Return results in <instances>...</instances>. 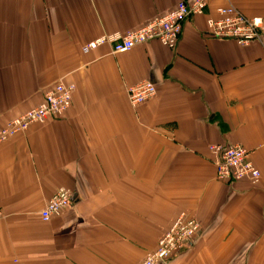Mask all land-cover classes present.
Instances as JSON below:
<instances>
[{"label":"crops","instance_id":"0c3cea01","mask_svg":"<svg viewBox=\"0 0 264 264\" xmlns=\"http://www.w3.org/2000/svg\"><path fill=\"white\" fill-rule=\"evenodd\" d=\"M181 1L0 0V131L58 82L77 87L65 116L0 143V264H139L182 212L201 229L165 264H264V38L207 31L229 5L264 19V0H208L176 50L83 52ZM142 81L157 96L137 109ZM216 144L245 147L260 182L217 180ZM60 188L73 204L45 223Z\"/></svg>","mask_w":264,"mask_h":264},{"label":"built area","instance_id":"2783aa9c","mask_svg":"<svg viewBox=\"0 0 264 264\" xmlns=\"http://www.w3.org/2000/svg\"><path fill=\"white\" fill-rule=\"evenodd\" d=\"M208 6V0H183L167 13L153 18L143 26L125 32L102 36L91 43L85 52L93 51L103 45H110L114 53H127L133 49L158 41L162 46L176 48L179 37L182 36L185 22L203 15ZM216 18L207 19L208 34L218 40H232L239 45L247 46L264 38V19L247 17L237 7L231 5L221 7ZM75 86L55 85L48 90L45 100L36 108L23 113L0 131V142H5L14 136L25 133L33 124H42L47 119L62 116L70 107ZM151 91V92H150ZM151 82L128 87V95L132 105H140L155 93ZM68 98V99H67ZM215 156L217 180L224 183L248 181L257 184L261 177L260 171L249 161L245 148L235 146L213 145L210 148ZM72 193L65 188L57 190L40 213L43 222H49L59 216L72 205ZM0 212V217H1ZM186 218V219H183ZM174 227L168 230L161 240V248L149 253L140 264H165L180 250L183 244L190 243L200 232V224L194 218L183 217Z\"/></svg>","mask_w":264,"mask_h":264},{"label":"rangeland","instance_id":"374dc122","mask_svg":"<svg viewBox=\"0 0 264 264\" xmlns=\"http://www.w3.org/2000/svg\"><path fill=\"white\" fill-rule=\"evenodd\" d=\"M229 6H231V5H229ZM201 16V15H200ZM217 16H218V11H217ZM209 18H216V17H209ZM152 20V19H151ZM150 21V20H149ZM146 24V23H145ZM128 32V31H127ZM125 33V32H124ZM105 36V35H104ZM102 37V36H101ZM101 37H98V38H95L94 40H89L84 46H83V52L84 53H89V52H91V51H89V52H85V49L88 47V46H90L91 45V43H95L98 39H100ZM180 39H181V37H179ZM180 39H179V42H180ZM154 42H157V43H159L158 41H154ZM153 42V43H154ZM179 42H178V44H177V46H176V48H174V49H171V50H176L177 49V47H178V45H179ZM165 48H167V47H165ZM167 49H170V48H167ZM112 52H113V49H112ZM113 54H115V55H118L119 53H114L113 52ZM143 82V81H142ZM147 82H151V81H147ZM139 83H141V82H139ZM152 83V82H151ZM65 85V86H70V85H74L75 86V91H74V93L72 94V97H71V104H70V107H69V109L62 115V116H60V117H53L54 119H56V118H61V117H63V116H65L68 112H69V110H70V108L72 107V105H73V100H74V96H75V94H76V91H77V87H76V85L75 84H73V83H66V82H64V81H60V82H58L57 84H55V85ZM136 84H138V83H136ZM54 85V86H55ZM135 85V84H134ZM152 85L154 86V88H155V93L153 94V95H151L149 98H148V100L146 101V102H144L143 104H140V105H132L134 108H140L141 106H143L145 103H147L148 101H150L151 99H153V98H155L156 96H157V87H156V85L154 84V83H152ZM54 86L53 87H51V88H49L48 90H50V89H52V88H54ZM47 90V91H48ZM46 91V92H47ZM46 92H45V94H44V96H43V98H42V100H41V102L38 104V105H40L44 100H45V95H46ZM151 92V91H150ZM128 97H129V95H128ZM68 99V98H67ZM129 100H130V98H129ZM130 103H131V101H130ZM37 105V106H38ZM37 106H35V107H33V108H31V109H29V110H27L26 112H28V111H30V110H32V109H34V108H36ZM17 118V117H16ZM15 119V118H14ZM11 122V121H10ZM10 122H8V124L10 123ZM32 126V125H31ZM8 126H6L4 129H6ZM27 132V131H26ZM15 137V136H14ZM10 140V139H9ZM8 141V140H7ZM6 142V141H5ZM0 143H3V142H0ZM217 145V144H216ZM218 145H220V144H218ZM213 146V145H212ZM223 146H235V145H223ZM239 146H241V145H239ZM241 147H243V146H241ZM210 148H211V146L209 147V150H210ZM243 148H245V147H243ZM246 149V148H245ZM211 151V150H210ZM246 151L248 152V155H249V161L250 162H252L251 161V159H250V152L246 149ZM253 163V162H252ZM254 164V163H253ZM215 166H216V160H215ZM259 171H260V169L257 167V166H255ZM216 170H217V167H216ZM260 174H261V171H260ZM261 177H262V174H261ZM261 177L259 178V182H260V180H261ZM258 182V183H259ZM252 184V183H251ZM254 185V184H253ZM66 189V188H65ZM47 204V203H46ZM46 204H45V207H46ZM72 204H73V196H72ZM45 207H44V209H45ZM43 209V210H44ZM42 210V211H43ZM1 212V211H0ZM1 215L3 216V214H2V212H1ZM61 215V214H60ZM2 216L0 217V219L2 218ZM187 217V219H189V218H193V217H191L189 214H187V213H185V212H182V213H180L174 220H173V222H172V224H171V226H170V228L168 229V230H170L172 227H174V225H175V223L178 221V220H180L181 218H183V217ZM183 219H186V218H183ZM42 220V219H41ZM46 223V222H45ZM167 230V231H168ZM166 231V232H167ZM165 232V233H166ZM164 233V234H165ZM163 234V235H164ZM161 240H162V236H161V238L158 240V242H157V244H156V246H155V248L151 251L152 253H154V252H157L160 248H161V245H160V243H161ZM183 245H185V244H183ZM184 246H182L181 248H180V250L183 248ZM150 252V253H151ZM148 255V254H147ZM175 256H173L168 262H166V263H169V262H171V260L174 258ZM146 258V257H145ZM141 263V262H140ZM139 263V264H140Z\"/></svg>","mask_w":264,"mask_h":264},{"label":"trees","instance_id":"16d2710c","mask_svg":"<svg viewBox=\"0 0 264 264\" xmlns=\"http://www.w3.org/2000/svg\"><path fill=\"white\" fill-rule=\"evenodd\" d=\"M184 28V27H183ZM183 34V33H182ZM147 45V44H146ZM251 183V182H250ZM227 184H232V183H227Z\"/></svg>","mask_w":264,"mask_h":264},{"label":"bare ground","instance_id":"6f19581e","mask_svg":"<svg viewBox=\"0 0 264 264\" xmlns=\"http://www.w3.org/2000/svg\"><path fill=\"white\" fill-rule=\"evenodd\" d=\"M101 47V46H100Z\"/></svg>","mask_w":264,"mask_h":264}]
</instances>
